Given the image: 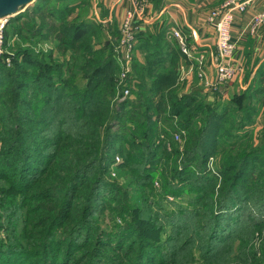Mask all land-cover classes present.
<instances>
[{
  "label": "trees",
  "instance_id": "trees-1",
  "mask_svg": "<svg viewBox=\"0 0 264 264\" xmlns=\"http://www.w3.org/2000/svg\"><path fill=\"white\" fill-rule=\"evenodd\" d=\"M89 4L34 0L8 21L18 24V35L28 32L39 42L68 46L85 84L77 83L76 74L59 78L61 65L29 52L17 58L16 75L9 80L12 73L0 57L2 110L15 103L14 122L0 116V139L7 140L0 146V264H71V252L79 251L84 233L85 247L101 253V246L108 247L102 243L105 234L98 233L91 243V218L103 207L123 203L121 187L110 179L112 169L134 178L140 194L134 203L146 205L137 210L125 197L118 212L132 219L148 213L147 219H130L117 236L108 237L120 254L113 257L115 264H264V235L257 247L250 245L257 232H264V124L256 145L238 142L248 136L243 130L264 104L262 84L242 92V100L232 97L224 103L219 93L197 86L180 92L176 63L164 65L160 45L138 33L143 59H133L128 81L119 85L113 50L118 33L83 16ZM170 55L174 60L180 56L175 49ZM124 87L131 95L121 101L115 94ZM6 93L15 99L3 102ZM38 101L41 117L31 109ZM20 122L32 127L27 132ZM46 133L50 140L43 139ZM211 156L218 158L217 175L206 169ZM169 195L177 200L171 205ZM139 226L177 236L166 235L164 242L182 241L162 255L149 242L162 234L149 238ZM202 240L204 247L196 245ZM84 260L80 256L77 262Z\"/></svg>",
  "mask_w": 264,
  "mask_h": 264
},
{
  "label": "crops",
  "instance_id": "crops-1",
  "mask_svg": "<svg viewBox=\"0 0 264 264\" xmlns=\"http://www.w3.org/2000/svg\"><path fill=\"white\" fill-rule=\"evenodd\" d=\"M245 1L248 2L246 11L234 15L230 29L232 41L235 43L234 57L240 60L242 72L239 80L235 82L238 85L231 84L227 88L223 86L218 89L219 97L225 102L232 97L238 99V94H242L250 86L262 84L264 87V26L255 34H250L247 31L251 17L264 9V0ZM222 2L223 0H150V6L140 21V30L137 34L142 33L148 40L160 45L164 65L176 63L178 73L176 83L180 85V92L188 91L192 86H197L204 93L216 92L201 85V81L197 78V72L202 69L208 81L212 82L215 78L214 63L217 55L215 31L207 23V16L212 9L220 6ZM94 5L96 6L91 17L92 20L107 31L111 28L119 36L120 23L126 11L132 8L133 0H95ZM174 30L182 35L191 54L190 59L181 53L178 40L172 34ZM135 45L133 59H138L141 62L143 54L137 45V41ZM153 48H158V46H153ZM172 49L180 54L178 59L171 58ZM200 56L202 57V65L198 66L193 58ZM181 67L187 72L182 73ZM181 77L183 80H180ZM209 99L212 100V97ZM257 112L262 115L264 104L258 105ZM263 120L264 118L260 124L254 125V127L257 126L254 136L262 130ZM253 124L248 127H252Z\"/></svg>",
  "mask_w": 264,
  "mask_h": 264
},
{
  "label": "rangeland",
  "instance_id": "rangeland-1",
  "mask_svg": "<svg viewBox=\"0 0 264 264\" xmlns=\"http://www.w3.org/2000/svg\"><path fill=\"white\" fill-rule=\"evenodd\" d=\"M94 1L95 0H90V4L85 8V12L83 13V16L92 17V14L94 12V7L96 6V5H94ZM14 17L15 16H11V17H9V19H14ZM17 25L18 24H15L14 26H9L8 22H7L5 27L3 28V38H2L0 57L4 55V57H5L4 60H6V68H7V70H9L8 72L12 73L10 76L7 77V79L12 80L16 75L13 72L12 68L17 63L16 62L17 58L21 57L22 53L29 52L30 55H32L36 59H40L41 61L47 62L48 64L52 63L51 65H54L55 67H58L59 65H61L62 70H61V73L59 75V78L63 77L66 79H70V77H72L73 74H76V78H78L77 83L81 86L85 84L83 81H81V79H79L80 74L74 70L75 63H74V61H72V50L68 46H60L56 40L55 41L54 40H45V41L39 42L38 38H36L35 36L29 38L28 32H26L25 34H22V35H18V32H17L18 26ZM5 42L7 43L6 44L7 47L5 45ZM39 53L43 54L42 59L39 57ZM44 58L46 60H43ZM48 59H50V61H48ZM28 70L32 71L30 74L35 73L31 69H28ZM240 75H241V73H238L232 81L218 85L216 92H219L218 89L220 87H223V86H225L224 88H227L228 85L231 86V84H233L235 86V84H237L235 82H237L239 80L238 78H240ZM4 81H6V80H4ZM11 85H12V83H11ZM120 92H121V90L117 91V93L115 94V97H117L119 94V99H120ZM240 94H238L237 97L239 100H242L243 96H242V94L241 95ZM40 96L41 97L45 96V94H42ZM3 97L5 98V100H3V102L6 103L7 101L10 102L11 98L15 99L16 96H12V93L11 94L6 93ZM120 100L122 101V98ZM222 102L224 103L225 100ZM14 105H15V103L12 104V106L10 108L2 110V107H4V106H2L0 104V116H4L5 118L8 117L11 120H13V122H14L15 110L12 108V107H14ZM40 105H42V104L40 103V101H38V103H34V105L31 106V109H32V111H34L36 117H41L40 114H38V109H40ZM259 115H260L259 112H257V115H255V118L253 119L254 124L252 123L253 124L252 127H248L247 129L243 130V131H247L248 136L245 139H242V141H238V142H241L244 145H247L250 142H252L253 145H256L258 143V141H254V139L256 138L254 136V133H255V130L257 127V126L254 127V125L261 123V120L264 118V112L262 113V115H260V118H259ZM0 123H2L1 120H0ZM20 124L23 125L22 126L23 129H25L27 132L32 127V124L27 125V124H23L21 122H20ZM4 129H6V127H4ZM30 133H31V131H30ZM0 134H1V130H0ZM13 134H15L14 131H13ZM17 136H20V131H18ZM35 137L37 140L41 139V136L39 133H36ZM42 137H44L43 138L44 140L45 139L46 140L51 139L49 133H46ZM5 141H7L6 138L0 139V146H5V144H6ZM239 146H242V145L239 144ZM167 147H169V145ZM209 158L212 159V162L214 163L213 165L217 169L216 164H217L218 158L216 156H211ZM61 173L63 175H65L64 172L61 171ZM63 175H61V176H63ZM58 178H61V177H58ZM112 178L113 179L115 178V180H113V183L117 184V185H119V187H121V192L119 193V195L118 194H116V195H118V198L121 199L123 201V203H125V201L127 200L128 204L135 206L137 208V210H142L144 207H146V205L141 206V204H139L138 201H137V203H134L135 199H137V200L139 199L140 194H138V192H136V190H138V188H139V185H135L133 177L129 176V174H127L123 170L112 169V170H110V179H112ZM151 196H153V194H151ZM168 197H169V200L166 199V203L169 205H171V203L173 201H177L173 196L169 195ZM80 202H82V200H79V203ZM123 203H114L112 205L113 208L114 209L116 208L117 210H111V209H113L111 206L110 207H103V209H101L100 213L94 215L91 218L90 227H91L92 232L94 234V236L92 237L91 243H93V240L95 239L96 235H98V233L103 232L105 234V236L103 238L102 243H104V245H108V247L107 246L106 247L101 246L99 248L101 253L96 254L94 251H92V247H90V246H88V248L85 247V233H84L83 241L81 240L77 244L78 247H80V248H77V249H79V251L76 252L75 250H73L71 252V255H70V260L72 261L71 264H78L77 259H79L80 256H82V257L85 256V260L82 264H94L93 261L96 262L95 264H115V262L118 259L120 254H118L117 252H115L111 249L112 246L110 244L112 242V239H108V237L109 236L110 237L117 236L128 225V223L130 222V219H132L131 215H129L128 213H125V216H123V215H121L123 213L122 210L118 212L119 207ZM166 203H164V204L167 206V210H170L171 209L170 206L167 205ZM143 212L144 211H141L139 214L137 213V217L135 219H132V220L134 222L136 221V223H138V222H140V220L147 219L148 213H143ZM20 224L21 223H19V225ZM240 226H241V224L238 225V227H240ZM139 228L143 229V230L146 229L144 231V234L147 235L149 238L153 237L155 234L158 235V233L162 234V236H160V237L154 236V239L149 240V242L152 243L151 244L152 246H154L156 248L159 247L161 249L159 252L160 253L162 252L163 254H165L167 252L168 246L173 245V244L178 245L182 241V238H181L178 240L179 242H173V241L164 242L166 239V235H169L171 237H177V236L175 235V233H173V234L166 233V230L160 231L157 229V227H154L155 230H153L152 228H150L148 226H142V227L139 226ZM262 230H263V228H262ZM186 234H184V235H186ZM260 234L264 235V232L260 231V232H257L255 234L254 238L250 242L251 246L257 247L259 245V242H260L259 235ZM31 235L32 234H29V236H31ZM261 240H262V237H261ZM136 244L138 245L139 242H137ZM204 244H205V240H202L201 243H197L196 245H199L200 247H202V246L204 247ZM125 245H127V242L123 246H125ZM65 247H66V244L61 243V250H62L61 254L66 253V251L65 252L63 251L65 249ZM102 257H106V259H105L106 261L101 260ZM113 257H116L117 259L114 260ZM0 263H1V259H0Z\"/></svg>",
  "mask_w": 264,
  "mask_h": 264
},
{
  "label": "built area",
  "instance_id": "built-area-1",
  "mask_svg": "<svg viewBox=\"0 0 264 264\" xmlns=\"http://www.w3.org/2000/svg\"><path fill=\"white\" fill-rule=\"evenodd\" d=\"M247 3L248 2L245 0H223L221 5L212 9L207 16V23L212 26L215 31L217 55L214 63L215 78L212 82L205 78L202 69H199L197 72L198 80L201 81V85L206 89L216 91L218 85L232 81L238 73L242 72V64L240 60L234 57L235 43L232 41L230 29L233 24L234 15L236 13H243L246 11ZM149 6L150 0H133L132 8L126 11L124 18L120 23L119 37L113 48L116 55V62L119 67V85L128 81L129 74L131 73L136 35L140 30L139 24L143 16L146 14V10ZM8 20L9 17L0 19V52L2 46L3 28ZM263 26L264 9L251 17L248 23L247 31L250 34H255ZM172 34L178 40L181 53L190 59L191 54L186 47L182 35L175 30L172 31ZM193 60L197 62L198 66L202 65L201 56L193 58ZM181 72L186 73L187 71L181 67ZM180 80H183V78L181 77ZM130 93L131 89L129 87H124L120 92V97L123 100L129 97L131 95ZM174 140H179L178 134L174 136ZM119 161V157H115V164ZM213 164L212 159L209 158L206 169L212 175H217V169ZM155 185L157 186V183H155Z\"/></svg>",
  "mask_w": 264,
  "mask_h": 264
},
{
  "label": "water",
  "instance_id": "water-1",
  "mask_svg": "<svg viewBox=\"0 0 264 264\" xmlns=\"http://www.w3.org/2000/svg\"><path fill=\"white\" fill-rule=\"evenodd\" d=\"M34 0H0V19L15 16Z\"/></svg>",
  "mask_w": 264,
  "mask_h": 264
}]
</instances>
